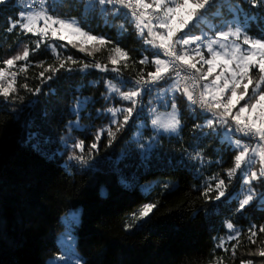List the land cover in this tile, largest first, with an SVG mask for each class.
<instances>
[{
    "label": "trees",
    "instance_id": "trees-1",
    "mask_svg": "<svg viewBox=\"0 0 264 264\" xmlns=\"http://www.w3.org/2000/svg\"><path fill=\"white\" fill-rule=\"evenodd\" d=\"M85 2L47 0L45 7L49 14L75 20L92 35L111 40L109 48L118 45L127 51L129 67H122L119 74L94 67L81 71V63H69L66 68L71 71L62 68L55 75L45 72L41 77L44 69L38 65L59 66L53 47L62 57L72 56L86 64H107L109 52L101 49L87 55L58 39H46L36 50L38 36L18 27L7 31L22 14L17 0L0 5V68L25 46L30 51L27 62L18 61L9 69L18 73L16 91L8 99L0 96V264H52L62 253L60 234L66 229L62 218L71 210L79 215L74 244L81 264H219L220 260L223 264L248 260L262 264L264 257L250 253L264 247L260 243L264 233L252 244L248 229L264 225V180L253 181V201L237 211L248 186L241 172L229 181L226 169L233 166L235 150L222 143L223 129L213 133L204 126L210 113L190 106L182 92H176L180 135H160L147 154L141 153L133 139L137 122L144 119L141 138L155 136L144 107L155 98L156 88L171 80L144 91L128 124L116 132L111 144L104 132L97 149L90 147L101 129L116 131L107 109L131 106L110 93L108 83L121 91L136 87L137 73L143 69L146 76L154 70L151 64L138 61L144 56L154 59V50L137 36L133 23L122 16L102 14L98 4L95 11L86 12ZM209 18L215 25L212 31L204 29L209 34L238 20L248 35L264 37V0H217ZM121 24L126 29L123 33ZM192 35H201L200 29ZM25 63L28 70L19 72ZM83 100L86 105L78 107ZM116 119L122 122L123 113ZM81 140L83 152L74 147ZM213 176L228 185L221 200L202 195L207 183L215 185L210 180ZM149 203L156 208L147 218L137 220L136 215ZM228 223L240 233L239 242L227 240L234 234ZM221 241L229 251L217 246ZM234 244H238L235 256L231 254Z\"/></svg>",
    "mask_w": 264,
    "mask_h": 264
},
{
    "label": "snow or ice",
    "instance_id": "snow-or-ice-1",
    "mask_svg": "<svg viewBox=\"0 0 264 264\" xmlns=\"http://www.w3.org/2000/svg\"><path fill=\"white\" fill-rule=\"evenodd\" d=\"M34 2H38L39 10H34L33 5L29 4L28 8L33 10L13 21L7 31L11 32L18 27L25 34L38 36L40 39L35 42L36 50L40 49L46 39H58L67 40L72 47L87 55H92L93 52L101 49H107L109 52L107 64L99 61L86 64L75 60L72 56L62 57L53 47L52 52L59 61V66L38 65L44 69L40 73L41 77H44L45 72L55 75L62 68L71 71V68H66L69 63H81V71L94 67L103 72L111 71L117 74L121 72L122 67H129L131 57L123 48L118 45L109 48L108 46L112 45L111 40L92 35L81 28L75 20H65L49 14L48 8L45 7L47 0H34ZM7 3L9 0H0V5ZM216 3L217 0H86L84 3L86 12L95 11L98 4L101 6L102 14L122 16L126 21L134 24L137 36L154 50L152 51L154 59L150 61L148 56H144L138 61L140 65L151 64L154 70L148 71L146 76L143 69L137 73L136 87L121 91L117 85L108 83L109 92L116 93L122 100L129 101L131 106L108 108L107 111L113 117L112 123L117 124L116 131L114 132L111 128L101 129L96 134V142L90 147L97 149L104 132L107 133L109 144H111L116 132L128 124L136 111L144 89L148 85L171 80L168 91L182 92L190 106L199 107L202 112L210 113L211 118H206L204 126L211 129L213 133L217 128L223 129L220 134L222 143H227L235 150L233 166L226 169V172L229 181L237 175V172H241L243 183L248 186L237 209V211H243L254 199L253 181L264 180V37L254 38L241 26H233L227 22L226 30L215 32V38L208 36L204 29L207 28L209 31L215 29V25L210 23L209 13L212 12ZM106 5L110 6V9L104 7ZM121 9L127 11L121 12ZM213 15L219 16V13H213ZM119 28L121 33L126 31L123 24ZM197 29H200L201 35H192ZM193 45L195 47H192ZM242 45H246L247 48ZM202 46L206 48L207 57L201 50ZM29 56L30 51L25 46L21 54L3 61L4 67L0 68V96L8 99L16 91L18 73L9 69L14 68L18 61L27 62ZM109 64L112 65L110 68ZM28 67L29 64L25 63L20 66L19 72H26ZM47 79H52V76H48ZM23 87L27 88V85ZM151 90L148 89L149 92ZM35 91L39 92V89ZM86 103L87 100L80 101L78 107L82 108ZM171 108L172 112L169 114L170 119L167 123L161 124L158 119H153L152 124L165 132L176 131L180 125V119L175 97L172 99ZM121 113H123V120L118 122L116 117ZM236 134L248 138V142L236 137ZM74 147L83 152L84 141L77 142ZM257 164H259L258 169L255 167ZM210 180H215V185L207 183L202 195L205 199L221 200L225 197L228 185L224 179H219L217 176L211 177ZM213 192L215 196H211ZM155 208L156 204L153 203L144 205L136 215V219L147 218ZM227 228L235 233L229 236V241L235 239L239 242L240 233L234 229V225L228 223ZM248 233V240L252 244H257L256 238L264 233V225H252ZM260 243L264 244V240ZM217 246L226 252L229 251L225 241H221ZM237 246L238 244L232 245L233 256L236 254ZM250 255L264 257V247L258 246L257 250ZM66 264H70V261H66ZM219 264H223V260H220ZM241 264H254V262L241 261Z\"/></svg>",
    "mask_w": 264,
    "mask_h": 264
},
{
    "label": "rangeland",
    "instance_id": "rangeland-1",
    "mask_svg": "<svg viewBox=\"0 0 264 264\" xmlns=\"http://www.w3.org/2000/svg\"><path fill=\"white\" fill-rule=\"evenodd\" d=\"M29 1L30 0H17V4L21 8L22 14H25V13L30 11V10L25 9V7L29 4ZM231 25L241 26L238 20H235L234 22H232ZM41 26H42V23H41ZM221 30H226V27L221 26L215 32H218ZM207 34H208V36L215 38V33H213V34L207 33ZM192 47H195V45H193ZM216 47L218 48V46H216ZM242 47L247 48L246 45H242ZM201 50L205 53V56L207 57L206 48H204L202 46ZM161 58H163V57H161ZM204 67H205V69L207 68L206 65ZM209 79H211V77ZM205 82H207V81H205ZM171 83H172V81H171ZM171 83H169L167 86H165L163 88H156L157 89L156 93H155L156 95H155V98L153 99L154 102L150 101L149 105L146 104L144 107L146 118L149 121L148 126L151 128V130L153 131L155 136H152V138L149 137V138L142 139L141 135H142L143 129L146 127V124H145L146 120L145 119L139 120L137 122V125H136L137 129L134 132L133 139H135L137 141V146L140 149L142 154H147L152 149L156 138L159 137L160 135H165L168 137L180 135L181 122H180L179 127L176 129V131H168V132H165V131H163V129L158 128L157 126H154L152 124L153 119H158V121L161 124L167 123L168 120L170 119L169 114L172 112L170 100L172 99L173 95L176 93V92L168 91V88H169ZM148 87H152V86L148 85L144 89V91L146 89H148ZM144 91L142 92V95H143ZM160 106L163 107L162 110L159 109ZM153 109H154V111H153ZM179 119H180V113H179ZM234 138H236V137H234ZM243 198H244V196H243ZM62 221L66 225V229L60 234V247H61L62 253L58 257H56L55 259L51 260L50 263H52V264H66V261H70V264H81L82 258L76 252L75 244H74V242L76 241V236H75L74 231H75V227L79 221L78 212L75 210H71L69 213H67L62 218ZM227 240H229V239H227ZM61 257H63V259H60Z\"/></svg>",
    "mask_w": 264,
    "mask_h": 264
},
{
    "label": "built area",
    "instance_id": "built-area-1",
    "mask_svg": "<svg viewBox=\"0 0 264 264\" xmlns=\"http://www.w3.org/2000/svg\"><path fill=\"white\" fill-rule=\"evenodd\" d=\"M29 4H32V5H33V9H34V10H39V4H38V2H34V0H30V1H29ZM29 4H28V5H29ZM28 5L25 7V9H26V10H33V9H29V8H28ZM198 108H199V107H198ZM199 109H200V108H199ZM236 137H238V138L244 140L245 142H248V138L240 137L239 134H236Z\"/></svg>",
    "mask_w": 264,
    "mask_h": 264
}]
</instances>
